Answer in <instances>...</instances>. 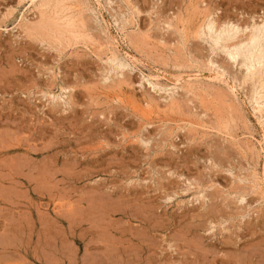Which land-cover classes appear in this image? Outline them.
<instances>
[{
  "label": "rangeland",
  "instance_id": "obj_1",
  "mask_svg": "<svg viewBox=\"0 0 264 264\" xmlns=\"http://www.w3.org/2000/svg\"><path fill=\"white\" fill-rule=\"evenodd\" d=\"M70 3L0 0V264H264V130L201 31L264 0Z\"/></svg>",
  "mask_w": 264,
  "mask_h": 264
},
{
  "label": "bare ground",
  "instance_id": "obj_2",
  "mask_svg": "<svg viewBox=\"0 0 264 264\" xmlns=\"http://www.w3.org/2000/svg\"><path fill=\"white\" fill-rule=\"evenodd\" d=\"M31 6L38 11L40 17L46 15V12H52V16H46L44 20H41L38 23L33 25H23V29L29 34H37L39 36H43L49 32H55L57 34H70L73 30V22L70 19L73 17L74 13L72 11V3L70 0H29ZM98 3V2H97ZM30 6V5H29ZM76 7V6H75ZM77 8V7H76ZM74 9V7H73ZM87 10V9H86ZM69 12V13H68ZM66 13L70 14L72 17L69 19ZM50 14V13H49ZM51 15V14H50ZM210 15V14H209ZM208 16V15H207ZM76 17V16H75ZM23 18V17H21ZM20 18V20H21ZM61 21V23H57L54 19ZM208 18V17H207ZM206 18V19H207ZM26 20V18H24ZM22 19V20H24ZM42 19V18H41ZM73 19V18H72ZM78 19V18H77ZM27 21V20H26ZM25 21V22H26ZM74 21V20H73ZM228 21V20H227ZM76 22V21H75ZM83 22V21H82ZM216 22V21H215ZM215 22L208 18L206 22L203 24L202 34L204 33L209 42L210 49L216 48L221 49L223 55H227L226 57L232 60L233 62H238L240 66L244 70L243 72V82L249 83L251 96L250 101L252 102V111L253 115L261 124V127L264 130V16L260 20H254L249 23L250 25L246 26H238L236 24H228L222 26H216ZM232 23V22H231ZM235 23V22H234ZM20 24V23H19ZM23 24V23H22ZM75 24V23H74ZM226 24V23H225ZM80 25V24H79ZM77 28V27H76ZM22 29V30H23ZM78 31V30H77ZM200 31V33H201ZM50 34V33H49ZM48 34V35H49ZM53 34V33H52ZM67 34V36H68ZM76 34V33H75ZM87 34V33H86ZM54 36H57L54 34ZM53 36V37H54ZM57 37L59 40L61 37ZM70 36V35H69ZM73 36V35H72ZM71 36V37H72ZM201 36V35H200ZM52 37V35H50ZM77 37V36H76ZM37 38V37H36ZM44 38V37H43ZM41 38V39H43ZM56 38V37H55ZM75 38V37H74ZM72 38V39H74ZM206 38V39H207ZM38 39V38H37ZM49 39V38H47ZM51 39V38H50ZM49 39V40H50ZM53 39V38H52ZM63 39V36H62ZM61 39V40H62ZM65 39V38H64ZM71 39V38H70ZM71 39V40H72ZM55 40V39H54ZM60 40V42H62ZM67 40V39H66ZM85 40V39H84ZM42 41V40H41ZM44 41V40H43ZM51 41V40H50ZM56 41V40H55ZM81 41V40H80ZM114 41V40H113ZM204 41V40H203ZM46 42V40H45ZM51 42H54L53 40ZM65 42V40H63ZM86 42V41H85ZM208 42V41H207ZM60 44V43H59ZM209 48V47H208ZM213 48L211 50H213ZM220 50V51H221ZM215 54V53H214ZM218 54V53H217ZM126 55V54H125ZM124 56V55H123ZM106 61L111 69H122L125 65L120 62L115 56L110 55ZM226 59V58H225ZM131 60V59H130ZM214 61V60H213ZM231 63V62H230ZM234 65V63H232ZM127 67V66H126ZM211 67V66H210ZM209 67V68H210ZM215 66L212 64V68ZM208 68V67H207ZM199 69V68H198ZM224 69V68H223ZM210 71V70H209ZM214 71V70H213ZM184 73V72H183ZM201 73V72H200ZM215 74H219L222 78L226 80V82L232 84L230 87L232 89L236 88L235 82L231 81L226 74L225 71H215ZM115 74V73H114ZM214 74V75H215ZM216 74V75H217ZM147 75V74H146ZM157 75V74H155ZM178 75V74H177ZM193 75V74H192ZM201 74L195 73L193 77L200 76ZM215 75V76H216ZM175 76V75H174ZM219 76V77H220ZM164 77V76H163ZM188 77V75H187ZM190 77V76H189ZM205 77V76H204ZM218 77V78H219ZM109 78V77H108ZM152 78V77H151ZM155 78V77H154ZM191 78V77H190ZM189 78V79H190ZM199 78V77H197ZM110 79V78H109ZM114 79V78H113ZM176 79V78H174ZM214 79V78H213ZM216 79V78H215ZM111 80V79H110ZM167 80V78H166ZM171 80V79H170ZM147 81H149L147 79ZM175 81V80H174ZM173 81V82H174ZM179 80H177L178 82ZM235 81V80H234ZM171 82V81H170ZM181 82V81H180ZM179 82V83H180ZM184 82V81H183ZM221 82V81H220ZM242 82V84H243ZM240 86V85H239ZM180 87V86H179ZM229 87V88H230ZM238 88V87H237ZM242 88V87H241ZM169 92V91H168ZM239 92V91H238ZM247 92V91H246ZM164 93V92H163ZM242 94V93H241ZM249 96V95H248ZM245 97V96H244ZM249 104V103H248ZM264 165V164H263ZM254 166V165H253ZM253 175V174H252ZM253 178V177H252ZM262 178V177H261ZM243 179V178H242ZM255 183V182H254ZM200 194V193H199ZM264 194V193H263ZM244 196V195H243ZM264 196V195H263ZM243 200V199H242ZM264 200V199H263Z\"/></svg>",
  "mask_w": 264,
  "mask_h": 264
}]
</instances>
